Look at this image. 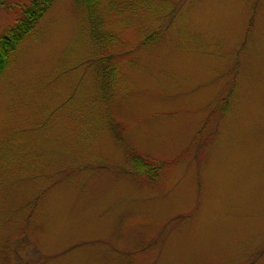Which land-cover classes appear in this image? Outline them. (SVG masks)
Masks as SVG:
<instances>
[{"label":"rangeland","instance_id":"374dc122","mask_svg":"<svg viewBox=\"0 0 264 264\" xmlns=\"http://www.w3.org/2000/svg\"><path fill=\"white\" fill-rule=\"evenodd\" d=\"M85 10L54 1L0 77V264H264V0Z\"/></svg>","mask_w":264,"mask_h":264},{"label":"trees","instance_id":"16d2710c","mask_svg":"<svg viewBox=\"0 0 264 264\" xmlns=\"http://www.w3.org/2000/svg\"><path fill=\"white\" fill-rule=\"evenodd\" d=\"M56 0H31L30 4L22 8L21 16L16 20V22L9 28V30L0 35V77L4 70L7 68L10 56L18 48L19 44L36 28L37 24L52 6L53 2ZM81 8L90 15L92 22V15L97 13L98 8L101 5V0H78ZM2 5H8V0H0ZM108 36L103 33H98L94 30L93 41L95 46L99 51L104 50L106 45V39ZM153 39L152 36L146 38L147 41ZM102 42V43H101ZM110 54H105L98 60V64L95 66L99 73L103 76L114 77L115 68L113 62L109 58ZM115 128H117L115 126ZM128 158L133 166V171L135 173H140V175L146 176L149 179L153 178L154 181L159 177V170L165 166L163 161H155L151 158H146V156H141L130 150L128 153Z\"/></svg>","mask_w":264,"mask_h":264}]
</instances>
